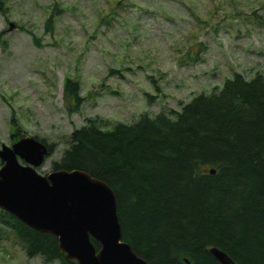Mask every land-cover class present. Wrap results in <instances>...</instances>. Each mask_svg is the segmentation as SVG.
I'll use <instances>...</instances> for the list:
<instances>
[{
  "label": "rangeland",
  "instance_id": "1",
  "mask_svg": "<svg viewBox=\"0 0 264 264\" xmlns=\"http://www.w3.org/2000/svg\"><path fill=\"white\" fill-rule=\"evenodd\" d=\"M5 8L0 147L25 135L55 142L37 168L43 175L88 116L129 124L143 112L180 109L179 101L221 87L233 72L264 74V0H6ZM117 69L122 77L110 73ZM149 75L162 88L151 102ZM66 77L84 97L75 111L63 95ZM0 264L44 263L7 229Z\"/></svg>",
  "mask_w": 264,
  "mask_h": 264
},
{
  "label": "trees",
  "instance_id": "2",
  "mask_svg": "<svg viewBox=\"0 0 264 264\" xmlns=\"http://www.w3.org/2000/svg\"><path fill=\"white\" fill-rule=\"evenodd\" d=\"M110 73L122 77L120 69ZM147 79L154 93L144 95L151 102L162 88L159 79ZM63 95L74 111L84 99L71 77L64 79ZM179 103L180 109L143 112L129 124L86 117L50 169L81 170L110 186L122 239L150 264H220L211 247L235 264H264V74L233 72L221 87ZM34 137L47 145V157L54 153L55 142ZM7 229L27 257L76 264L55 235L0 209V240Z\"/></svg>",
  "mask_w": 264,
  "mask_h": 264
},
{
  "label": "water",
  "instance_id": "3",
  "mask_svg": "<svg viewBox=\"0 0 264 264\" xmlns=\"http://www.w3.org/2000/svg\"><path fill=\"white\" fill-rule=\"evenodd\" d=\"M47 154V145L28 135L1 145L0 209L55 235L65 258L76 264H150L122 239L110 186L81 170L40 174L37 167ZM92 239L99 243L98 250ZM209 252L220 264H235L216 247Z\"/></svg>",
  "mask_w": 264,
  "mask_h": 264
}]
</instances>
